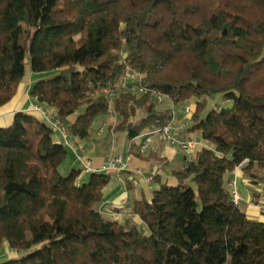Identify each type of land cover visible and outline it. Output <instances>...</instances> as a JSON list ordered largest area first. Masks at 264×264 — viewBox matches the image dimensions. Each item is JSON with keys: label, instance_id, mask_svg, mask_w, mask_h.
<instances>
[{"label": "trees", "instance_id": "obj_1", "mask_svg": "<svg viewBox=\"0 0 264 264\" xmlns=\"http://www.w3.org/2000/svg\"><path fill=\"white\" fill-rule=\"evenodd\" d=\"M27 56L33 74L57 72L31 97L74 139L114 115L130 143L196 100L187 131L211 147L172 172L175 184L132 203L140 224L120 222L99 210L112 174L64 176L69 151L54 130L17 113L0 128V253L17 254L0 264H264V223L228 189L247 161L244 175L264 193V0H0V108L15 98ZM128 70L146 94L116 92ZM216 95L232 107L202 118ZM128 154L140 158L139 145Z\"/></svg>", "mask_w": 264, "mask_h": 264}, {"label": "crops", "instance_id": "obj_2", "mask_svg": "<svg viewBox=\"0 0 264 264\" xmlns=\"http://www.w3.org/2000/svg\"><path fill=\"white\" fill-rule=\"evenodd\" d=\"M32 86L33 82L30 83L28 87L24 88H21L20 85L15 98L10 103L0 108V128L9 127L14 120V116L19 112H27L40 117L37 112L33 111L37 103L31 97ZM178 109L174 110V112L177 116L176 124L180 125L186 121L187 118L185 113L181 112V108ZM105 123V121H101V125L99 124L98 128ZM191 134L192 133L187 131L182 133L181 136L187 139H193L191 138ZM198 134L201 137V132H198ZM54 137L57 143L63 144L69 151L68 159L62 165L61 170L65 169L68 172L73 170L81 171L79 177L80 183L89 181L93 173L108 172L105 170V166L107 159L112 156L108 152V148L112 142L111 139L106 137L102 140H97L95 134L85 141L74 139L69 135L64 137L58 133H55ZM193 140L199 143L198 148L194 152L193 158H195L197 153L205 147V142L202 138ZM81 150L84 152V156L85 153L87 154V157H85L90 162L92 168L90 172L84 171L81 162L78 160L77 155ZM121 153L122 152L117 149L116 155L122 156L126 162L130 159L131 165L120 175L115 172H110L113 175V179L103 191L104 200L99 210L108 219L120 222L134 219L140 224L139 218L133 216L131 213L132 203L143 196L150 197L152 192L158 190L164 183L168 182L169 184H175L172 172L183 169L186 166L187 159L183 151L179 148L168 147L159 141H154L148 150L141 152L142 156L140 158L129 155L128 153L127 156H123ZM155 167H163L164 173L153 181L147 182V178H149ZM234 179L236 180V189L241 197L239 208L248 218L264 223L263 189L260 186L252 184L244 175L243 170H241L236 178H234L233 174L230 175L228 180V189L230 192H232L233 189L231 182ZM134 181L139 182V186H135L133 183Z\"/></svg>", "mask_w": 264, "mask_h": 264}, {"label": "built area", "instance_id": "obj_3", "mask_svg": "<svg viewBox=\"0 0 264 264\" xmlns=\"http://www.w3.org/2000/svg\"><path fill=\"white\" fill-rule=\"evenodd\" d=\"M142 81V76L139 75L136 72H133L131 70H128L126 73V76L124 77L123 81L119 84L118 88L116 89V92L118 91H125L127 93H131L133 95H143L148 92L146 88H143L139 86V84ZM104 95L107 97L110 103H112L114 96L116 95L114 91L110 89H106L104 91ZM157 103L162 104L166 97L159 94L154 93ZM181 112H184L186 116H192L193 111L190 106H183L181 107ZM34 112H37L40 115V118L49 125L55 133H58L64 137L68 135L67 128L65 124L62 122V120L59 117V114L54 109H47L45 107L36 105L33 109ZM174 111V110H173ZM177 116L174 112L173 120L164 128L158 129L149 133H146L145 135H142L133 141L129 143V149H131L132 145L134 143H137L140 147V151L144 152L150 148L151 144L154 141H159L166 146L170 147H177L180 150L183 151V153L186 156V159L188 161H191L194 156L195 150L198 148L199 143L196 142L193 139H187L185 137H182L181 134L187 132L189 128V124H182L180 126H177L176 124ZM105 126L106 124L102 125L101 127L97 128L96 135L102 136L105 132ZM78 160L82 164V168L84 171H92L90 162L85 158L84 152L81 150L79 152ZM247 164V161L242 163L240 166L236 167L233 171L234 178L237 177L239 171L242 170L243 166ZM131 165L130 159L126 162L124 161L123 157L120 155L112 156L106 161L105 170L108 172H115L116 174L120 175L124 173ZM164 173L163 167H155L152 173L150 174L149 178H147V182H151L154 179H156L158 176H161ZM135 186H139V182L134 181L133 182ZM232 189V197L233 201L236 205H239L241 202V197L239 195L238 190L236 189V180L234 179L231 182ZM17 252L11 250L9 254L2 255L1 259H6L10 257L11 255H15Z\"/></svg>", "mask_w": 264, "mask_h": 264}, {"label": "rangeland", "instance_id": "obj_4", "mask_svg": "<svg viewBox=\"0 0 264 264\" xmlns=\"http://www.w3.org/2000/svg\"><path fill=\"white\" fill-rule=\"evenodd\" d=\"M29 64H30V58H29V56H27V59H26V74H25L24 80L22 81L21 88L28 87V85L33 82V86H32V89H33V87L35 86V84H37L38 82L43 81V80H48V79L54 77L57 74V72H55V73H49V74H33L31 72V70H30ZM19 88H20V86H19ZM195 102H196V100H191L187 104V106H190L192 108L193 113H194V110H195ZM206 102H207V105H206L205 109L201 113V117L202 118L206 117L210 112H212L214 110H219V109L231 108L232 107L231 102H226L225 98L222 95H216L214 97L208 98L206 100ZM176 109H178V108H174V110H176ZM185 116H186V114H185ZM186 118H187L186 121H184L182 124H186L187 123L190 126H192L193 125L192 116H188L187 115ZM104 120L106 122L105 123L106 126H105L104 135L97 136L95 134V137L97 138V140L98 139L99 140H102V139H104L106 137L108 139H111L112 142H111V145L108 148L109 149L108 152L110 153V155L116 156L117 149H119V151L122 152L121 154H123V156H127L128 149H129V141L126 140V138H125L124 135H121L120 133H116V130L115 129H116V126H117V124L119 122V119L116 116L110 115L108 117H103L101 119H98L97 122H96V124H95L94 129H96V127L98 128V126L101 123V121H104ZM182 124H180V125H182ZM102 125H104V124H102ZM180 125H177V126H180ZM94 133H95V131L92 132V135ZM191 138H193V139H197V138L201 139L202 137H200V135L198 134V132H194V133L191 134ZM168 147H170V146H168ZM205 147H211V144L208 143V142H205ZM85 156L87 157V154L86 153H85ZM112 156H110V157H112ZM61 171H62V174L64 176H68L70 174V172L66 171L65 169H63ZM112 177H113V175H112ZM10 252H11V250L10 251L4 250L3 252L0 253V256H2L5 253L6 254H9Z\"/></svg>", "mask_w": 264, "mask_h": 264}]
</instances>
